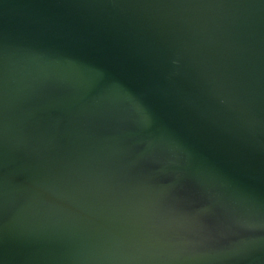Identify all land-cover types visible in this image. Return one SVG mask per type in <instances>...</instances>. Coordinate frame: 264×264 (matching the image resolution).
Masks as SVG:
<instances>
[{"label": "water", "instance_id": "1", "mask_svg": "<svg viewBox=\"0 0 264 264\" xmlns=\"http://www.w3.org/2000/svg\"><path fill=\"white\" fill-rule=\"evenodd\" d=\"M0 264H264V0H0Z\"/></svg>", "mask_w": 264, "mask_h": 264}]
</instances>
